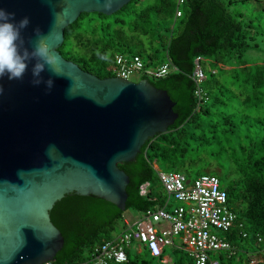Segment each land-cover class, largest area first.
<instances>
[{"label":"trees","instance_id":"16d2710c","mask_svg":"<svg viewBox=\"0 0 264 264\" xmlns=\"http://www.w3.org/2000/svg\"><path fill=\"white\" fill-rule=\"evenodd\" d=\"M181 15L178 16L177 12ZM264 0H131L113 14L83 12L65 29L61 54L101 78L116 76L115 55H139L144 67L169 62L165 76L148 79L167 90L179 117L164 133L149 138L136 158L119 164L130 177L127 207L92 195L68 194L50 211L65 243L55 264H85L94 249L125 228V212L164 204L155 163L189 178L208 173L200 154L219 158L216 174L238 214L223 236L232 252L214 253L221 264H264ZM205 70L207 99L196 94V58ZM188 161L193 164L184 170ZM201 167V168H200ZM224 168V171H223ZM155 186L144 196L140 187ZM122 264H189L188 252L174 247L163 262L144 249ZM148 252V253H147ZM263 253L254 260L250 254ZM166 253V250H165Z\"/></svg>","mask_w":264,"mask_h":264},{"label":"water","instance_id":"95a60500","mask_svg":"<svg viewBox=\"0 0 264 264\" xmlns=\"http://www.w3.org/2000/svg\"><path fill=\"white\" fill-rule=\"evenodd\" d=\"M131 0H0L32 50L40 28L60 58L45 84L0 78V264L54 261L65 238L50 211L68 194L101 197L125 210L129 175L120 163L136 158L142 146L164 133L179 114L167 90L148 79L101 78L59 51L65 29L83 12L113 14ZM23 49H21L22 51ZM191 182V178L187 183Z\"/></svg>","mask_w":264,"mask_h":264},{"label":"built area","instance_id":"2783aa9c","mask_svg":"<svg viewBox=\"0 0 264 264\" xmlns=\"http://www.w3.org/2000/svg\"><path fill=\"white\" fill-rule=\"evenodd\" d=\"M180 16L181 12L178 11ZM196 58L193 79L197 82L196 94L202 99L207 95L202 88L206 73ZM116 76L130 79L132 75L161 77L172 69L169 62L159 67H144L143 59L135 55H115ZM158 188L166 196L164 204L138 212L132 220L124 218L125 228L114 238L97 246L85 264H122L128 261L127 252L136 247L146 249L151 256L169 262L165 248L172 245L188 252L189 264H221L213 255L218 251L232 252V244L223 236L235 225L238 214L231 208L227 192L221 187L216 174L204 173L191 179L183 171H166L155 163ZM155 185L146 182L140 187L141 195H148ZM174 203H177L174 205ZM42 264H55L47 261ZM67 264V263H66Z\"/></svg>","mask_w":264,"mask_h":264},{"label":"clouds","instance_id":"9594fccd","mask_svg":"<svg viewBox=\"0 0 264 264\" xmlns=\"http://www.w3.org/2000/svg\"><path fill=\"white\" fill-rule=\"evenodd\" d=\"M29 23V17L25 16L16 21L14 12L0 8V78L7 75L9 80L23 79L29 62L35 59L36 62L32 67V83L36 86L43 83L50 91L54 80L52 76L44 80L41 73L47 68L53 76L60 75L57 67L60 58L50 46L46 45L40 28L34 30L38 40L33 43L32 50L25 46L22 30L26 29Z\"/></svg>","mask_w":264,"mask_h":264},{"label":"rangeland","instance_id":"374dc122","mask_svg":"<svg viewBox=\"0 0 264 264\" xmlns=\"http://www.w3.org/2000/svg\"><path fill=\"white\" fill-rule=\"evenodd\" d=\"M260 43H261V47H262V52L263 55H261L259 58H264V36H260L257 39ZM130 80H134V81H140V75L135 74L132 75ZM200 161L202 162H209L210 165L208 167V172H213V173H221L222 172V163L220 161L219 158H214L212 157L210 154H206V153H202L200 154V160L198 161V165L202 166L200 163ZM193 162L192 161H188V163L186 164V166L183 168L184 170H188L191 168ZM201 168V167H200ZM224 171V168H223ZM207 173V172H205ZM196 178V176H193V179ZM177 203H174V205H176ZM125 216L131 218L132 220L136 219L138 217V212L133 210V209H129L125 212ZM166 253L164 254V256H168L169 260H173V258L175 257L174 255V246L172 245H168L165 248ZM145 250H142V253H144ZM130 252L135 255L138 254L139 251L136 247H133ZM225 253L224 251H218L217 253ZM148 253V252H147ZM216 253V254H217ZM250 257L254 260H259V259H263V253H257V254H250ZM159 258H156V260H158ZM170 262V261H169Z\"/></svg>","mask_w":264,"mask_h":264}]
</instances>
